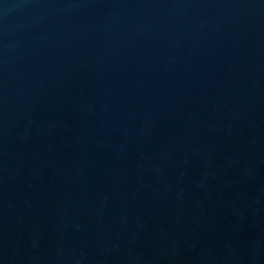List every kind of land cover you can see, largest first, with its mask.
I'll list each match as a JSON object with an SVG mask.
<instances>
[{
  "label": "water",
  "instance_id": "95a60500",
  "mask_svg": "<svg viewBox=\"0 0 264 264\" xmlns=\"http://www.w3.org/2000/svg\"><path fill=\"white\" fill-rule=\"evenodd\" d=\"M0 264H264V0H0Z\"/></svg>",
  "mask_w": 264,
  "mask_h": 264
}]
</instances>
